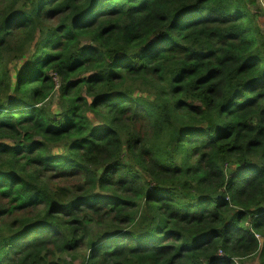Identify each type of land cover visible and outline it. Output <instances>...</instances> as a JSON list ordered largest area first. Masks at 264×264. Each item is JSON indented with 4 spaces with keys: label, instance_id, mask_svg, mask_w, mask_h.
<instances>
[{
    "label": "trees",
    "instance_id": "obj_1",
    "mask_svg": "<svg viewBox=\"0 0 264 264\" xmlns=\"http://www.w3.org/2000/svg\"><path fill=\"white\" fill-rule=\"evenodd\" d=\"M255 3L0 0V264H264Z\"/></svg>",
    "mask_w": 264,
    "mask_h": 264
},
{
    "label": "rangeland",
    "instance_id": "obj_2",
    "mask_svg": "<svg viewBox=\"0 0 264 264\" xmlns=\"http://www.w3.org/2000/svg\"><path fill=\"white\" fill-rule=\"evenodd\" d=\"M250 1V0H249ZM262 2H263V0H256V3L253 5V7H252V9L253 10H257V9H259L260 10V5H261V7H263L262 6ZM261 11V10H260ZM258 18H259V23H260V25L262 26V29H263V33H264V13L263 14H258ZM24 61V60H23ZM23 61L21 62V63H18V62H13L11 65H12V68H13V70H12V74H14V70L17 68V66L18 67H20L21 66V64L23 63ZM53 104H54V109L55 110H59L58 109V103H57V97L55 96L54 98H53ZM90 115H92V114H90ZM240 262L242 263V264H258V259L257 258H245V259H243V260H240Z\"/></svg>",
    "mask_w": 264,
    "mask_h": 264
},
{
    "label": "built area",
    "instance_id": "obj_3",
    "mask_svg": "<svg viewBox=\"0 0 264 264\" xmlns=\"http://www.w3.org/2000/svg\"><path fill=\"white\" fill-rule=\"evenodd\" d=\"M257 237H258V238H261V236H260L259 234L257 235Z\"/></svg>",
    "mask_w": 264,
    "mask_h": 264
}]
</instances>
